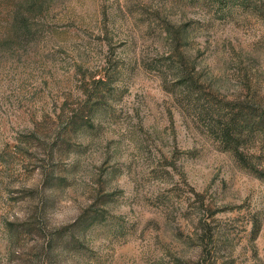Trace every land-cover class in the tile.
Listing matches in <instances>:
<instances>
[{
  "label": "rangeland",
  "instance_id": "374dc122",
  "mask_svg": "<svg viewBox=\"0 0 264 264\" xmlns=\"http://www.w3.org/2000/svg\"><path fill=\"white\" fill-rule=\"evenodd\" d=\"M0 264H264V0H0Z\"/></svg>",
  "mask_w": 264,
  "mask_h": 264
},
{
  "label": "trees",
  "instance_id": "16d2710c",
  "mask_svg": "<svg viewBox=\"0 0 264 264\" xmlns=\"http://www.w3.org/2000/svg\"><path fill=\"white\" fill-rule=\"evenodd\" d=\"M177 68H178V67H177ZM177 68H175L176 70L174 69L176 72H177ZM180 75H182V74H180Z\"/></svg>",
  "mask_w": 264,
  "mask_h": 264
}]
</instances>
